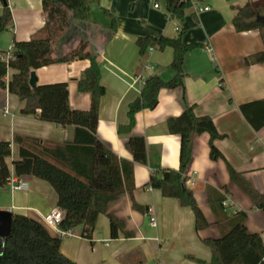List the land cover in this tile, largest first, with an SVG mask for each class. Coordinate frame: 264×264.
Instances as JSON below:
<instances>
[{
    "label": "crops",
    "instance_id": "crops-1",
    "mask_svg": "<svg viewBox=\"0 0 264 264\" xmlns=\"http://www.w3.org/2000/svg\"><path fill=\"white\" fill-rule=\"evenodd\" d=\"M5 1L4 4L0 0V18L9 19L0 31V52L11 50L12 40L22 42L45 36L42 0ZM247 1L258 0H194L184 11L180 25L167 17L163 0H97L87 20H70L56 41L57 56L69 52L80 40L86 41L88 49L97 56L100 83L105 89L99 104L97 139L128 162H132V155L125 148L127 138L141 136L146 144V164L133 165L132 196L124 193L107 208V213L121 220L132 237L125 238L120 231L113 233L108 218L100 215L91 241L81 238L77 231L61 239V254L75 264H211L210 249L202 240L218 238L220 230L208 202L207 187H224L227 213L244 212L247 231L264 241V213L254 208L248 196L230 181L226 165L241 173L256 191L264 193V127L252 130L238 109L240 104L264 98V63L243 64L245 57L263 50L259 33H237L231 23L235 9ZM196 6L209 10L196 13ZM102 10L114 17V33ZM180 29L184 30V44L199 45L185 57L183 87L160 89L156 107L137 112L130 132L118 134V126L128 123V106L139 96L144 81L152 76L165 82L174 77L169 67L173 51L153 48L140 58L136 39L174 38ZM205 42L212 47L211 54L203 49ZM88 66V60H75L39 68L34 70L36 86L66 83L70 108L87 111L90 99L78 92L77 81ZM11 74L9 70L6 81ZM186 105L194 106L195 116L209 117L222 136L213 145L223 159H210L208 135L195 136L192 143L186 186L208 222V227L199 232L195 231L190 208L180 206L176 199L162 197L160 191L148 186L152 172L179 168V127L172 122ZM23 107L24 102L0 89V141L10 142L11 150L7 164L18 159L15 136L39 139L48 147L73 140V126L59 127L33 115L23 116ZM9 168L12 170V165ZM16 179L20 190L12 191L7 184L0 187V211L27 216L55 236L42 220L58 209L53 189L31 176ZM133 203L145 207L146 212L133 209ZM151 217L155 218V227L150 225Z\"/></svg>",
    "mask_w": 264,
    "mask_h": 264
},
{
    "label": "trees",
    "instance_id": "trees-1",
    "mask_svg": "<svg viewBox=\"0 0 264 264\" xmlns=\"http://www.w3.org/2000/svg\"><path fill=\"white\" fill-rule=\"evenodd\" d=\"M97 0H42L45 15L43 33L45 36L33 37L28 41L12 40L10 58H0V89L16 96L24 102L23 116H36L40 121L59 127L73 126L71 142L46 146L39 139L15 136L18 144V159L12 162L10 170V142L0 141V187L7 184L11 175L16 178L31 176L46 182L56 194V207L62 216L59 229L78 232V235L91 241L95 223L100 215L108 218L113 233L120 231L125 238L132 234L125 231L124 223L107 213L108 204L134 190L133 165L146 164V144L141 136H129L125 148L132 155V162L119 159L96 137L100 99L105 89L100 83L101 66L95 53L88 49V43L80 40L69 52L55 55V43L69 27L70 20L85 22L92 4ZM231 2L233 0H225ZM169 19L182 24L184 11L191 6V0H163ZM110 20V31H115V19L107 10H102ZM8 17L0 18V31L4 29ZM237 33L257 31L263 50L243 59L244 66L264 63V0L247 1L235 9L231 20ZM180 29L174 38L139 37L135 44L140 58L150 49L173 51L170 69L174 77L162 81L157 76L146 79L139 96L129 104L128 123L118 126V134H128L134 126V116L145 109L152 110L157 105L160 89L183 87L184 61L186 55L199 45L184 44ZM8 51L0 52V57ZM75 60H88L89 66L77 81L78 92L87 94L90 99L87 111L70 108L66 83H56L30 88V72L53 64H64ZM12 74L8 81V71ZM239 112L254 131L264 127V98L240 104ZM38 112V113H37ZM180 136L179 168L152 172L148 186L160 191L162 197L178 200L180 206L188 207L194 215L196 232L208 227L202 211L198 207L193 192L187 188L186 169L191 161L192 143L195 136H209V157L211 160L223 159L214 147L213 141L221 139L209 117H197L194 106L186 105L180 116L172 122ZM229 179L251 200L253 207L264 213V193L256 191L229 164ZM208 202L212 209L215 224L220 230L216 239H203L202 243L210 249L211 264H264V241L258 234L247 231L242 211L227 213L223 202L227 191L206 188ZM133 209L142 213L145 207L132 204ZM45 225V224H44ZM47 228V227H46ZM49 229V228H48ZM49 231H52L49 229ZM50 235L37 221L19 214L12 215L11 229L5 239H0V264H75L60 252L61 238L52 231Z\"/></svg>",
    "mask_w": 264,
    "mask_h": 264
},
{
    "label": "built area",
    "instance_id": "built-area-1",
    "mask_svg": "<svg viewBox=\"0 0 264 264\" xmlns=\"http://www.w3.org/2000/svg\"><path fill=\"white\" fill-rule=\"evenodd\" d=\"M191 3H194V0H191ZM154 8H157V4H154ZM208 7H197L196 6V13H201L208 11ZM203 49L207 53H212V47L209 45L208 42L203 43ZM11 54L10 51H8L4 56H1L0 58L4 61H7L10 58ZM7 185L10 187L12 191H17L21 189V186L19 185L16 177L13 175L10 176ZM223 206H225V202H223ZM62 213L58 209H54L50 214L47 216L42 217L43 223L47 228L52 230L54 233H56L61 239L68 238L73 236V233L71 231H62L59 229L58 225L61 220ZM150 225L152 227L156 226V221L154 217L150 218Z\"/></svg>",
    "mask_w": 264,
    "mask_h": 264
},
{
    "label": "water",
    "instance_id": "water-1",
    "mask_svg": "<svg viewBox=\"0 0 264 264\" xmlns=\"http://www.w3.org/2000/svg\"><path fill=\"white\" fill-rule=\"evenodd\" d=\"M4 4L5 0H1ZM28 84L30 88L36 87V77L34 71L30 72ZM12 214L9 211H0V239H5L11 229Z\"/></svg>",
    "mask_w": 264,
    "mask_h": 264
},
{
    "label": "rangeland",
    "instance_id": "rangeland-1",
    "mask_svg": "<svg viewBox=\"0 0 264 264\" xmlns=\"http://www.w3.org/2000/svg\"><path fill=\"white\" fill-rule=\"evenodd\" d=\"M9 166H11V163H8Z\"/></svg>",
    "mask_w": 264,
    "mask_h": 264
}]
</instances>
